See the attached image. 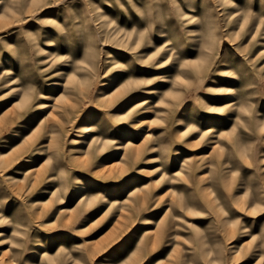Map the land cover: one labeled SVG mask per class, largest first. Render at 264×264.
<instances>
[{
    "label": "rangeland",
    "instance_id": "obj_1",
    "mask_svg": "<svg viewBox=\"0 0 264 264\" xmlns=\"http://www.w3.org/2000/svg\"><path fill=\"white\" fill-rule=\"evenodd\" d=\"M8 260L264 264V0H0Z\"/></svg>",
    "mask_w": 264,
    "mask_h": 264
},
{
    "label": "bare ground",
    "instance_id": "obj_2",
    "mask_svg": "<svg viewBox=\"0 0 264 264\" xmlns=\"http://www.w3.org/2000/svg\"><path fill=\"white\" fill-rule=\"evenodd\" d=\"M227 71L228 70H224L222 73H227ZM169 78V77H168ZM163 80H168L167 78H165V79H163ZM211 91H214V92H220V91H223V92H228V93H234V90H233V88H231V87H220V88H214V89H210ZM216 90H218V91H216ZM150 91H152V92H150L148 95H152L153 93H155V89H152V90H150ZM52 92L51 93H49L48 95V98H52ZM112 96H108V98H111ZM49 101V100H48ZM150 102V100L146 97V98H144V100H142L139 104H137V102L136 103H134V104H132L133 106H132V111L129 113L130 115H129V117H128V120H133V118H135V116H136V114L139 116V115H143V113H140V110L141 109H143L144 107H146V106H142V105H146V104H148ZM142 104V105H141ZM233 105H235V102H233L232 100H230V101H228V102H226L225 104H223L222 106H220L219 108H227V107H231V106H233ZM49 106H51L50 105V103L49 102H43V104H41V109H46V108H48ZM213 107H215V106H213ZM63 108H66V106H63ZM145 109V108H144ZM136 110V111H135ZM135 111V112H134ZM142 111H144V110H142ZM134 112V113H133ZM149 116H146V115H143V118H142V120H141V122L139 123V125H140V127L141 126H143V125H146V124H148V123H150V121L151 120H149V119H147ZM123 127V126H122ZM79 130H80V132L81 133H83L84 135V137L85 138H87V137H90L91 135H93V133H94V130H95V128H94V126L92 125V124H84V125H82L80 128H79ZM208 132H212V129H209V130H207ZM146 135H148L149 136V138L151 137V135H153L152 134V132L150 131V130H147L146 131ZM93 139H94V136H93ZM132 146V143H131V141H129L127 144H126V146ZM132 148H134L132 151H127V153L126 154H124V160L126 161V160H129V159H132V158H134L135 156H139L140 155V153H141V147L140 146H135V147H132ZM117 149H123V145H118L117 146ZM2 154V153H1ZM201 156V155H200ZM129 162V161H128ZM38 179V178H37ZM3 261V260H2ZM15 262H13L12 260H8V262L6 263V264H14ZM103 264H105V263H103Z\"/></svg>",
    "mask_w": 264,
    "mask_h": 264
}]
</instances>
